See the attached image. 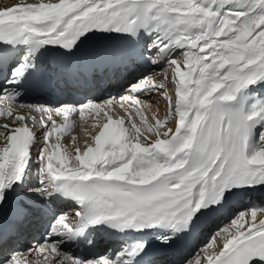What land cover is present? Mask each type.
<instances>
[{
  "label": "snow or ice",
  "instance_id": "obj_1",
  "mask_svg": "<svg viewBox=\"0 0 264 264\" xmlns=\"http://www.w3.org/2000/svg\"><path fill=\"white\" fill-rule=\"evenodd\" d=\"M0 264H264V0L0 6Z\"/></svg>",
  "mask_w": 264,
  "mask_h": 264
},
{
  "label": "bare ground",
  "instance_id": "obj_2",
  "mask_svg": "<svg viewBox=\"0 0 264 264\" xmlns=\"http://www.w3.org/2000/svg\"><path fill=\"white\" fill-rule=\"evenodd\" d=\"M16 2H23V0H0V6H10L11 4L16 3ZM29 2H32V0H29ZM96 95H99V93H97ZM75 98L80 99L81 94L80 93L75 94ZM163 107H164L163 105H160L161 113L163 112ZM154 109H155V106H154ZM76 119H77L78 125L88 124L90 126L91 123L94 122V118L91 116H88L87 114H86L85 120L83 122H81L78 117ZM96 119H98V118H96ZM73 134L77 135L79 137L81 146H83V140L86 138L84 128L81 126H77L73 130ZM65 143H70V138H68V140H66ZM65 210L68 211L70 214H72L74 212V208L72 207V205L70 203L65 205ZM206 234H207V229L204 230L201 238H203V235H206ZM87 253H88L87 250H85L84 253H81L79 250H76L77 255L87 254Z\"/></svg>",
  "mask_w": 264,
  "mask_h": 264
},
{
  "label": "rangeland",
  "instance_id": "obj_3",
  "mask_svg": "<svg viewBox=\"0 0 264 264\" xmlns=\"http://www.w3.org/2000/svg\"><path fill=\"white\" fill-rule=\"evenodd\" d=\"M159 70V69H158ZM81 122H83V121H81ZM66 211V210H65ZM33 234H37V233H35V231H33Z\"/></svg>",
  "mask_w": 264,
  "mask_h": 264
}]
</instances>
